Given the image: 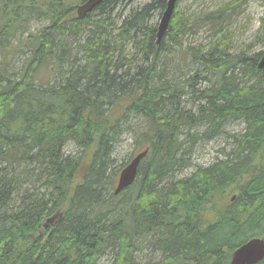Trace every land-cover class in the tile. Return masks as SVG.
I'll use <instances>...</instances> for the list:
<instances>
[{"label":"trees","instance_id":"1","mask_svg":"<svg viewBox=\"0 0 264 264\" xmlns=\"http://www.w3.org/2000/svg\"><path fill=\"white\" fill-rule=\"evenodd\" d=\"M83 1L0 0V52L24 53L20 68L14 54L0 64V264H228L264 236V50L229 48L227 19L244 1L201 12L211 25L204 45H185L198 19L181 0L158 43L149 22L166 1L125 13L127 0H102L79 18ZM260 20L250 47L264 43ZM184 48L178 73L205 85L196 110L184 106L192 83L169 77L173 52ZM131 116L141 138L128 160L148 154L115 195L114 142ZM232 120L245 126L229 134L223 157L179 175L199 137L223 134ZM143 245L147 261L138 260Z\"/></svg>","mask_w":264,"mask_h":264},{"label":"rangeland","instance_id":"2","mask_svg":"<svg viewBox=\"0 0 264 264\" xmlns=\"http://www.w3.org/2000/svg\"><path fill=\"white\" fill-rule=\"evenodd\" d=\"M151 0H127L124 1L123 4L118 8H125L123 12L129 13L130 10L133 7H141L146 2ZM232 0H181L178 2V6L180 9H183L186 13L191 14L195 17V19L198 21L193 25L192 30L189 34L186 35L185 45H187V42L192 43L194 45L198 44H206L211 40L210 35V28L211 25H204L201 23L200 20V14L203 11H210L214 10L215 8L219 7L223 3L229 2ZM243 5L236 11L232 12V14L229 16L227 21L230 23V36H231V42H230V52H239L242 50H249V52H258L261 50H264V43L256 44L252 47H250V43L254 40L256 35H258L261 25V17L264 15V2L263 0H243ZM123 10V9H122ZM76 11V9H75ZM119 10L116 11V13ZM162 14V13H161ZM161 15L159 13H153L152 17L150 18L149 25L158 24L160 21ZM50 22L48 19L44 20H31L28 23V27L26 28L25 34H23V37L27 35L28 32L35 33L38 31V27L45 26ZM209 30V31H208ZM22 36V35H21ZM229 36V37H230ZM15 43V41H13ZM184 45V47H185ZM250 47V48H249ZM28 49V48H27ZM76 50V49H75ZM186 53V48L181 50H175L173 52V56L170 60L171 66L168 67V70L170 71L169 77H173L175 81H178L180 78L181 80H187L185 84H191V88L187 87V89H192L193 91L186 95L184 106L186 109H192L196 110L198 109V105L200 103V91L204 88V82L201 80V78H193L191 77V73L186 75L185 77L181 75V73H178V67L180 65V61L182 63H185L186 56L184 54ZM14 54V61H15V67L20 68L22 65V58L24 57V53L20 52V48L18 46H12L6 53L0 52V64L4 61L6 57L11 56ZM181 57H179V55ZM17 55L20 57H17ZM181 58V60L179 59ZM195 69H192V73ZM196 71V70H195ZM41 76H43L44 79L47 78V76H44L46 74V69H43L40 71ZM199 91V92H198ZM138 118L135 117H129V120H125L122 123V132L119 135L118 139L115 144V151L113 153L114 157V163L113 168L119 172L121 171L122 167L121 163L124 160H128L129 155L134 151L136 148V139L141 138L140 134H138L139 128L136 126L135 121H137ZM135 123V124H134ZM244 122L241 120H232L230 122H227L224 125V132L221 135H218L216 137H212L210 139L208 138H201L197 140L195 146H194V152L192 154V165L187 166L179 175H188L192 171L195 170L197 166L201 165H208L215 160L223 157L222 148H226L227 150L230 149L231 145L229 143V134L234 132H241L244 128ZM205 126H199V132H202L204 130ZM197 129V128H196ZM138 136V138H137ZM66 151L68 153H72L75 155H78L80 153L79 148L75 146L74 143H69L67 145ZM117 177L114 181L113 187L116 184ZM138 260L139 261H147L152 256V253L148 247H145L144 245L141 247L140 250L137 251ZM107 262V259L104 258L101 261V264H104Z\"/></svg>","mask_w":264,"mask_h":264},{"label":"water","instance_id":"3","mask_svg":"<svg viewBox=\"0 0 264 264\" xmlns=\"http://www.w3.org/2000/svg\"><path fill=\"white\" fill-rule=\"evenodd\" d=\"M102 0H85L77 7V14L79 17H84ZM166 7L161 14L160 21L157 27V43L160 41L165 31L167 30L171 18L173 16L177 0H164ZM259 68L264 67V52L258 64ZM148 149L138 152L120 171L114 194H119L125 188L130 186L137 178L138 168L141 160L147 155ZM264 259V237H253L247 242L240 245L234 250L231 255L229 264H256Z\"/></svg>","mask_w":264,"mask_h":264},{"label":"bare ground","instance_id":"4","mask_svg":"<svg viewBox=\"0 0 264 264\" xmlns=\"http://www.w3.org/2000/svg\"><path fill=\"white\" fill-rule=\"evenodd\" d=\"M157 38V37H156ZM157 41V40H156ZM119 174H120V172H119Z\"/></svg>","mask_w":264,"mask_h":264}]
</instances>
